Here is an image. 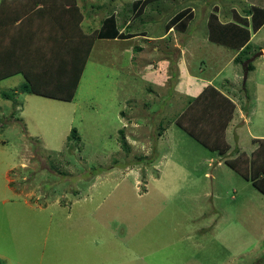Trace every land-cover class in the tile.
Segmentation results:
<instances>
[{"label": "rangeland", "instance_id": "1", "mask_svg": "<svg viewBox=\"0 0 264 264\" xmlns=\"http://www.w3.org/2000/svg\"><path fill=\"white\" fill-rule=\"evenodd\" d=\"M133 1L77 0L83 31L114 13L150 38L97 40L71 102L0 81V264H264V197L224 164L264 135V26L245 82L237 52L207 40L211 14L264 0H159L137 19ZM182 11L186 29L166 30ZM208 80L234 104L225 158L168 125Z\"/></svg>", "mask_w": 264, "mask_h": 264}, {"label": "trees", "instance_id": "2", "mask_svg": "<svg viewBox=\"0 0 264 264\" xmlns=\"http://www.w3.org/2000/svg\"><path fill=\"white\" fill-rule=\"evenodd\" d=\"M155 1L159 0H134L131 12L135 19ZM116 15L106 16L98 29L85 32L77 0H0V81L21 75L24 83L12 93L71 102L94 43L136 36L125 33L129 24L119 33ZM190 18V13L182 11L165 28L183 31ZM263 24L264 10L256 6H250L243 16L234 12L227 23H220L217 15L211 14L207 40L237 52L234 61L242 65L252 50L249 30L257 32ZM245 69L252 71V63ZM9 95L2 93L1 97L9 99ZM233 113V102L214 86L206 85L168 125H176L202 148L224 157L230 149L225 131ZM119 134L122 136L123 130ZM70 135L78 138L75 130ZM253 142L257 146L249 156L235 149L236 156L224 160V164L264 196V140ZM121 145L126 149L125 141Z\"/></svg>", "mask_w": 264, "mask_h": 264}, {"label": "crops", "instance_id": "3", "mask_svg": "<svg viewBox=\"0 0 264 264\" xmlns=\"http://www.w3.org/2000/svg\"><path fill=\"white\" fill-rule=\"evenodd\" d=\"M250 6H256V7H259L260 9H263L264 10V7H262V6H258V5H253V4H250ZM234 10H232V12H233ZM235 12V11H234ZM234 12H233V14H234ZM117 16V15H116ZM116 19H118V16H117V18ZM103 20V19H102ZM102 22V21H101ZM101 22L99 23V25L95 28V29H98L99 27H100V24H101ZM120 22H118L117 21V25H118V28H120L119 29V33L120 32H122L123 30H124V25L125 24H121V27H120ZM264 26V24L257 30V32L262 28ZM94 29V30H95ZM250 31V30H249ZM257 32H252V31H250V40H249V43H250V41H251V37H252V35H254V34H256ZM135 38L136 37H143V39L144 38H150V37H148L147 35H145V34H142L141 32L140 33H138V34H136V36H134ZM135 38H131V39H135ZM159 38H161V37H159ZM116 40H120V39H114V40H108V41H116ZM148 41V40H147ZM251 45V44H250ZM251 48H252V45H251ZM259 51H262L263 53H264V48H259ZM255 51H254V49L252 48V54L254 53ZM262 52H259L258 54L259 55H261V53ZM250 53V54H251ZM235 58V57H234ZM256 59V58H255ZM252 63H253V61H252ZM185 77H186V81H188V82H196V81H199V80H197L196 78H195V76H191L190 74H186L185 75ZM184 77V78H185ZM193 82V83H194ZM198 84V83H197ZM206 85H211L210 84V81L208 80L207 81V83H205V82H202L201 81V86L200 87H198V89L196 90V92H193V93H196V94H192L194 97L202 90V87H205ZM250 98H249V102H250ZM255 100H256V98H255ZM244 110V116H243V119L241 120V122L242 123H247L248 121H249V118H251L252 116H253V113L255 112V108L254 109H250V103H249V107L247 108V109H243ZM241 115H238V117H240ZM227 131V130H226ZM251 135V137L253 138L252 139V144L253 145H255V146H257V143H255V142H253V140L255 141V140H264V135H261V134H250ZM226 137V136H225ZM239 150V149H238ZM240 151V150H239ZM253 152V151H252ZM251 152V153H252ZM264 197V196H263ZM255 213H256V215L257 216H261V213H259V211H255ZM258 220H260V219H258Z\"/></svg>", "mask_w": 264, "mask_h": 264}, {"label": "water", "instance_id": "4", "mask_svg": "<svg viewBox=\"0 0 264 264\" xmlns=\"http://www.w3.org/2000/svg\"><path fill=\"white\" fill-rule=\"evenodd\" d=\"M256 58V56H254V57H252V59H255ZM251 62V60H247V61H245L243 64H242V66L244 67V73H243V81L245 82L246 81V78H247V70L245 69V67H246V65L248 64V63H250Z\"/></svg>", "mask_w": 264, "mask_h": 264}]
</instances>
